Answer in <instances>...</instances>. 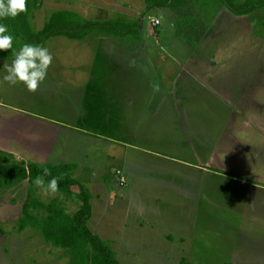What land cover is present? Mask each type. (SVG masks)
<instances>
[{
	"label": "rangeland",
	"instance_id": "obj_1",
	"mask_svg": "<svg viewBox=\"0 0 264 264\" xmlns=\"http://www.w3.org/2000/svg\"><path fill=\"white\" fill-rule=\"evenodd\" d=\"M60 10L76 15L69 23L65 19L68 29L79 23L136 22L140 35L126 37H149L151 46L135 57L122 47L110 46L104 40L115 35L101 29L74 41L66 35L51 36L38 44L49 50L53 60L35 92L22 82L3 81L14 55L0 56V149L20 164L44 166L52 157L54 162L70 160L60 151L71 144L77 146L71 154L78 157L80 137L98 139L94 146L88 143V153L99 162L95 166L100 165L93 176L97 181L93 186L86 183L93 207L89 227L108 242L120 264H179L183 259L195 264H264V136L258 132L264 127L244 120L246 112L255 111L251 103L264 105V96L254 98L264 94V9L238 16L220 0L155 9L145 0H42L41 7L30 13L32 30H41ZM207 36V41L224 39L226 45L219 46L218 53L225 54V68L245 73L230 79L232 87L242 91L231 95L233 105L196 82L190 93L174 95L170 76ZM100 37L102 51L91 56L88 52L99 45L94 41ZM110 48L118 52L110 54ZM97 62L104 63L101 81L91 76ZM163 90L172 93V101L159 102ZM145 96L152 98L150 107ZM258 117L264 120L263 112ZM241 143L247 145L237 149ZM213 155L226 167L214 166ZM134 159L143 167L161 170L163 180L161 184L146 181L145 187L129 183L136 192L129 203L119 171L124 170V160L133 163ZM228 161L254 166L258 173L251 178L237 173L228 168L232 166ZM88 177L92 175L82 176L81 181ZM169 183L176 194L170 186H162ZM158 194L175 199L158 201ZM57 195L69 213L78 210V204L64 194H45L34 180L0 183V264L70 263L69 253L49 243L39 229L20 231L17 226L26 201L35 196L48 203ZM168 233L185 238L177 239L174 246Z\"/></svg>",
	"mask_w": 264,
	"mask_h": 264
},
{
	"label": "trees",
	"instance_id": "obj_2",
	"mask_svg": "<svg viewBox=\"0 0 264 264\" xmlns=\"http://www.w3.org/2000/svg\"><path fill=\"white\" fill-rule=\"evenodd\" d=\"M232 13L244 16L264 9V0H220ZM149 8H182L191 4L192 0H145ZM42 0H26V11L15 18L0 19V23L7 24L9 32L13 35V47L0 51V56L11 57L15 48L23 44H38L51 36L66 35L70 38L81 39L95 29H101L116 36H124L133 33L139 35V24H127L126 22H107L99 24L83 25L81 23L68 29L64 21L68 23L76 15L72 11H57L45 22L44 27L34 32L30 26V13L38 10ZM32 14V13H31ZM70 16V18H69ZM73 24V23H72ZM158 32V31H157ZM25 38L27 41L19 44L16 39ZM48 168L50 176H44L45 183L52 177H62L59 181V194H64L68 200L78 204V210L69 213L66 205L62 204L61 195H57L52 201L45 203L38 197H33L23 204V215L18 221V230L24 231L28 227L39 229L44 238L53 246L65 249L71 257L69 264H120L115 252L108 242L94 234L89 227V221L93 214L92 193L86 183L74 176L77 168L75 163H48L44 166L31 162L20 164L12 155L0 149V183L6 179H30L40 175L43 169ZM179 264H195L183 259ZM223 264H236L225 262Z\"/></svg>",
	"mask_w": 264,
	"mask_h": 264
},
{
	"label": "crops",
	"instance_id": "obj_3",
	"mask_svg": "<svg viewBox=\"0 0 264 264\" xmlns=\"http://www.w3.org/2000/svg\"><path fill=\"white\" fill-rule=\"evenodd\" d=\"M139 29H140V25H139ZM93 31H92V33L90 32L91 35L93 34ZM140 32H141V29H140ZM139 35H140V33H139ZM64 38L69 40V41L75 40L72 38L71 39L67 38L65 36H64ZM207 38H208V36L206 38L200 39V41L198 40L199 41L198 45L194 46V47H197L194 51V55L191 56L190 58H188L187 59L188 61H186V63H181L180 69H178V72L173 73L170 76L174 79V81L172 82V84H173L172 86L175 87L174 95L183 94L184 91H187L185 93H190V92H188V89H191L190 87H192V83L196 82L197 84L201 85V87H203V88L205 87V89H207V90L210 89L212 93H216L217 96H220L223 103H225V104L228 103V104L233 105L234 102H232L230 100L231 95L238 96V93H241L242 91L237 92V89L232 87L233 82H231L230 79L241 77V75L245 74V73L243 71L239 72L238 70H236L234 68L227 69L223 66L222 60L224 59L225 54L218 53V51H219V46L223 47L226 45V44H223L224 39L221 40L218 38H211L210 41H207ZM103 40L104 39L102 37H100L98 39V41H94L96 44H99V45L98 46L94 45L91 47L90 51L88 52L91 56H97L101 53ZM104 41H110L111 42V43H109L110 46H114L117 48L122 47L121 51L126 50L131 56H135V57H137V56L140 57L141 55H144L145 51L147 50V47L151 46L149 43L150 42L149 37L148 38L129 39V38L124 37V36H116L115 35L113 38L106 39ZM100 47H101V50H100ZM211 49H212V52H211ZM229 51H232V50L229 49L226 52H229ZM116 52H118L117 49H115V50H113L111 48L109 49L110 54H116ZM195 53H197L198 55ZM200 54H201V56H200ZM236 56L238 57L239 53ZM4 58H7V57H4ZM92 62H93V57H92ZM187 62H189L190 65H188ZM188 67H190V69H191L189 73H187ZM228 71H232L234 73L229 74ZM104 72H105L104 71V63L102 64V62H97L96 66L95 65L93 66V70L91 71V76L94 75V77H93L94 79L97 80V78H99V80L101 81L104 78V74H105ZM185 74L187 75L185 78V81H182V77ZM98 83L99 82L96 81V84H98ZM177 88L179 90H177ZM148 91H149V93L151 92L150 84L148 85ZM146 94H148V93H146ZM246 94H248V92ZM161 95H162V97L159 98V102H161V103H162V101L167 102V100H170V99H171V101L173 100L172 93L170 94V92L167 90H163L161 92ZM261 96H264V94L260 93L258 95H255L254 98L263 100ZM151 100H152L151 97L148 98L147 96H145L144 101H145L146 105H148V107L151 106V103H152ZM181 101L183 102L184 100H182V98H181ZM250 106L254 107L255 111H253V114H249L247 112H246V115L244 114V120H245L246 124L253 122V125H258V126L264 127V120L258 117V116H260L261 112H263V114H264V105L262 104V101L251 103ZM235 124L237 125L238 122H236ZM258 132H260L261 135L264 136V130L259 129ZM90 137H92V136H90ZM92 140L81 139V137H80L79 145H78L79 149L77 150L78 157H75V154H71V152H70L71 148L72 147L77 148V146H72V144H71L65 151L64 150L60 151V155L65 154V157H66V154H68L67 157L70 160H58L57 162H54L52 160L54 157H52V159L50 161H48L47 164L48 163H75V164H77V168L74 170V176L75 175L80 176L79 180H81L82 176L92 175V178L88 177L86 180H84V181L82 180L84 183L92 184L93 181H97V179H94L96 174H98V171H95V169L98 170L100 167V165L95 166V164H99V162L94 160L95 156L90 155L88 153V152H90V150H88V149H90V148H88V143L94 146L96 142H100L98 139L96 141H92ZM45 141L49 142L50 140L47 139ZM69 143H72V142H69ZM216 144L218 145V147L222 148V144L220 142H218ZM237 145H238L237 149H241V148H243L244 145H247V144L241 143L240 145L239 144H237ZM201 146H202V148L205 147V145H201ZM215 151H216V149H214V152ZM245 156H247V155H240V157H245ZM226 164L232 165V166H228V168L229 167L234 168L237 173H246L249 175L250 178H251V176L253 177L255 173H258V169H256V167H254V166H249V165L246 166L243 164L241 165L240 163H239V165L238 164H230V161L226 162ZM123 165H124L123 171L125 172L124 174L127 176V182L125 185L127 187L126 197L128 200H130L129 203H131L134 200L135 196L133 194L136 193V192H133L132 189H130L129 183L134 184L136 182L137 184H141L143 187H145L146 181L152 180V181L156 182L157 184L162 183L163 179H162V176H160L161 170H159V169L157 171L156 169H151V167H150V169L143 167V165L139 164L137 159H134L133 163H131L130 161L125 162V160H124ZM213 165L216 167L217 166L224 167V168L226 167L224 165H219V162L214 157V155H213ZM237 170H240V171H237ZM123 171H122V173H123ZM92 186H93V184H92ZM162 186H170V188L172 190V194H176L175 193V186L173 183H169L168 185H162ZM131 195H133V196H131ZM157 197H158V201H161L162 199H164L165 202H167V200H169L171 197L175 199V195H172L171 197H166V196L158 194ZM166 235L168 237V240L171 241V243H174V246L177 243V239L183 240L185 238L183 236H174V234H172V233H168ZM120 246L123 247L122 245H120Z\"/></svg>",
	"mask_w": 264,
	"mask_h": 264
},
{
	"label": "clouds",
	"instance_id": "obj_4",
	"mask_svg": "<svg viewBox=\"0 0 264 264\" xmlns=\"http://www.w3.org/2000/svg\"><path fill=\"white\" fill-rule=\"evenodd\" d=\"M26 11V0H0V19L15 18ZM13 35L9 32L7 24L0 23V51L13 47ZM14 59L6 68L3 81L10 85L22 82L26 88L35 92L47 75L53 56L49 50L38 44H23L18 51L13 53ZM48 168L43 169V176L38 175L34 184L41 188L45 194L56 193L62 177H52L45 183L44 176H50Z\"/></svg>",
	"mask_w": 264,
	"mask_h": 264
},
{
	"label": "built area",
	"instance_id": "obj_5",
	"mask_svg": "<svg viewBox=\"0 0 264 264\" xmlns=\"http://www.w3.org/2000/svg\"><path fill=\"white\" fill-rule=\"evenodd\" d=\"M160 20L159 19H157V20H155V25L156 26H158L159 24H160ZM119 174H120V184L121 185H125L126 184V182H127V176L124 174V173H122V171L120 170L119 171Z\"/></svg>",
	"mask_w": 264,
	"mask_h": 264
}]
</instances>
